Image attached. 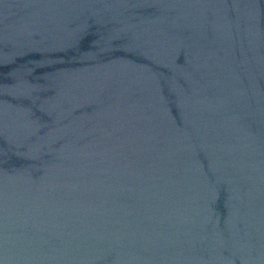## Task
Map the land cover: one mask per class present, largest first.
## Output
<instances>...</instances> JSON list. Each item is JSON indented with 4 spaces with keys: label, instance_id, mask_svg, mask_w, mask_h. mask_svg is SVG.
<instances>
[{
    "label": "water",
    "instance_id": "95a60500",
    "mask_svg": "<svg viewBox=\"0 0 264 264\" xmlns=\"http://www.w3.org/2000/svg\"><path fill=\"white\" fill-rule=\"evenodd\" d=\"M0 264H264V0H0Z\"/></svg>",
    "mask_w": 264,
    "mask_h": 264
}]
</instances>
